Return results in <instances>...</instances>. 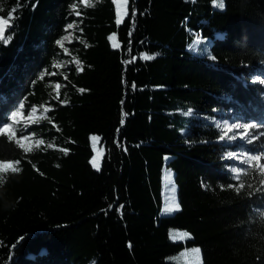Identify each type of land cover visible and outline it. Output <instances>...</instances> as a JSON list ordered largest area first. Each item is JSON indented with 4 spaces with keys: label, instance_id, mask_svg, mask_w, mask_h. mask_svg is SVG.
<instances>
[{
    "label": "trees",
    "instance_id": "1",
    "mask_svg": "<svg viewBox=\"0 0 264 264\" xmlns=\"http://www.w3.org/2000/svg\"><path fill=\"white\" fill-rule=\"evenodd\" d=\"M126 1L117 23L114 0H0V127L15 134L0 133V162L21 169L0 184V264H175L192 246L201 264H264V185L252 170L235 180L248 166L226 158L264 136L222 141L218 127L264 125V0ZM26 125L44 141L27 153ZM165 167L180 205L168 215Z\"/></svg>",
    "mask_w": 264,
    "mask_h": 264
},
{
    "label": "snow or ice",
    "instance_id": "2",
    "mask_svg": "<svg viewBox=\"0 0 264 264\" xmlns=\"http://www.w3.org/2000/svg\"><path fill=\"white\" fill-rule=\"evenodd\" d=\"M89 2L90 0H83V3L85 4H88ZM213 4L221 9L225 7L224 0H213ZM7 23L8 21L6 20H0V38H2L4 35V31H5L4 25H6ZM117 23H119V21H117ZM67 27L72 28L73 25L69 24ZM63 39H67V37H64ZM56 43L58 45H61V47H63L62 40H57ZM143 58L146 60H150V59H153L154 57L145 55ZM212 59H215V57H212ZM257 80H260V78L257 77ZM80 91L83 92L85 90L80 89ZM66 102L67 101H61V103H66ZM23 107L24 106L21 104L20 108H23ZM34 110L35 109H33V111ZM190 112L191 110H189V114ZM19 115L20 113L17 111L12 112L11 120L16 121L17 116ZM218 127H220L222 130V134L219 136V139L222 141L223 140L235 141L237 139H240V140L245 141L248 144H252L254 141L264 136V132H259V133L253 132V129L264 127V125H259L255 123H243L242 124L239 122L228 123L227 121H224L222 124H218ZM26 131H27V125L23 128H20L19 132H20L21 139H16V143L19 145L21 149L24 150L25 153L32 151V148L27 146L26 143L23 142L29 139V136L25 135ZM3 132H8L10 135H15L14 133L11 132V126L8 123H4L3 127H0V133H3ZM93 139H95V137H93ZM43 143H44L43 140L38 139L35 141V145L37 147L39 145H42ZM226 158L227 159H233V158L238 159L240 160L242 164L248 166L247 168H240V167L231 168V171L235 174L234 175L235 180L241 181V177L249 175L250 170H252V171H255L260 176L259 183L261 185H264V162H262L264 161V148H262L258 153H255V154H252L249 152L239 153V154L237 152H227ZM19 163H20L19 161H15L14 164L9 163V162H0V184H2L4 181V178H5L4 174H7L9 172L17 173L21 170L19 167L16 166ZM92 163L94 166H96L95 159H93ZM228 187L230 188L235 187V190L239 192L241 189L245 187V184L243 182H240L237 186L229 185ZM248 187L251 188V185L249 184ZM174 190L175 189L173 186V191ZM249 195H252V193L250 192ZM179 209H180L179 203L173 200L172 204L168 208H166L165 211L172 212V211H177ZM261 215L264 216V213H261ZM189 235L190 234L188 233H183L182 237L189 238ZM173 239H175V237H173ZM191 251L197 255L200 253L199 248L192 249Z\"/></svg>",
    "mask_w": 264,
    "mask_h": 264
},
{
    "label": "rangeland",
    "instance_id": "3",
    "mask_svg": "<svg viewBox=\"0 0 264 264\" xmlns=\"http://www.w3.org/2000/svg\"><path fill=\"white\" fill-rule=\"evenodd\" d=\"M82 2H83V0H82ZM114 2H115V7H116V13H117V21L120 22L126 13L127 1L126 0H114ZM211 6L213 9H221V8H219L213 4V0L211 1ZM65 37H67V39H63L62 43L70 40L71 34L68 33ZM111 38L113 39V41H115V35L114 34H112ZM195 39L196 40H194V42H193L194 48L199 47L200 42L202 40L204 42L206 41V39H203V38L199 39V36ZM40 116H41V113H39L35 109L34 111L32 110L30 112V114L25 118H23L20 114L19 116H17V119L14 122H22L23 124H27L28 122L33 121V120L39 118ZM218 124H222V123L218 122ZM93 137H95V139H93ZM90 141H91V145H92V149H93V154L91 156L90 163L94 169H99L100 164H101V160H102V156H103V152H104L103 147L100 143L99 135L91 134L90 135ZM23 142L26 143V145L31 147V148L33 146H36L35 140L31 137H29V139L27 141H23ZM243 142H245V141H243ZM237 153L239 154L242 152L237 151ZM93 159H95V161H96V166H94L92 163ZM229 160H235V161L240 162V160L235 159V158L229 159ZM9 163L14 164V162H9ZM163 174H164V178H163V194H162L161 214L162 215H168V214H172L173 212H175V211L166 212L165 209L168 208L172 204L173 200L178 202L177 186H176V183L174 181L173 171L170 168L165 167ZM173 186L175 189L174 191H173ZM183 233H187V232L184 230H181V229H177V228H169V230H168L169 240H171V241H185L187 238L182 237ZM173 237H175V239H173ZM189 237H190V235H189ZM195 248H199V247L198 246H192V247L183 248L182 250H180L174 254L166 256V260L173 262L175 264H201L202 263L201 250H200V253L197 255L191 251L192 249H195Z\"/></svg>",
    "mask_w": 264,
    "mask_h": 264
}]
</instances>
